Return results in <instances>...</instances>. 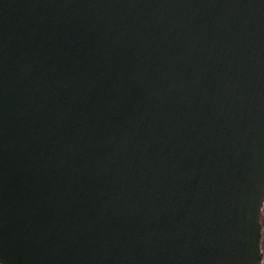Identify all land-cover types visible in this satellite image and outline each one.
<instances>
[{
  "label": "water",
  "instance_id": "1",
  "mask_svg": "<svg viewBox=\"0 0 264 264\" xmlns=\"http://www.w3.org/2000/svg\"><path fill=\"white\" fill-rule=\"evenodd\" d=\"M264 0H0V264H260Z\"/></svg>",
  "mask_w": 264,
  "mask_h": 264
},
{
  "label": "rangeland",
  "instance_id": "2",
  "mask_svg": "<svg viewBox=\"0 0 264 264\" xmlns=\"http://www.w3.org/2000/svg\"><path fill=\"white\" fill-rule=\"evenodd\" d=\"M260 224H261V251H262V261L260 264H264V199L260 213Z\"/></svg>",
  "mask_w": 264,
  "mask_h": 264
},
{
  "label": "flooded vegetation",
  "instance_id": "3",
  "mask_svg": "<svg viewBox=\"0 0 264 264\" xmlns=\"http://www.w3.org/2000/svg\"><path fill=\"white\" fill-rule=\"evenodd\" d=\"M262 236V235H261ZM260 248H261V240H260ZM261 253H262V251H261ZM261 261H262V259H261Z\"/></svg>",
  "mask_w": 264,
  "mask_h": 264
}]
</instances>
